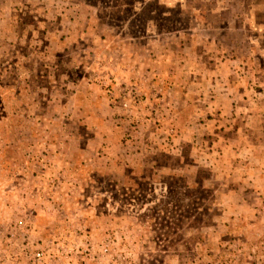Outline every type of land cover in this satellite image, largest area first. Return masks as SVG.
<instances>
[{
    "label": "rangeland",
    "instance_id": "374dc122",
    "mask_svg": "<svg viewBox=\"0 0 264 264\" xmlns=\"http://www.w3.org/2000/svg\"><path fill=\"white\" fill-rule=\"evenodd\" d=\"M0 122V264H264V0H0Z\"/></svg>",
    "mask_w": 264,
    "mask_h": 264
},
{
    "label": "trees",
    "instance_id": "16d2710c",
    "mask_svg": "<svg viewBox=\"0 0 264 264\" xmlns=\"http://www.w3.org/2000/svg\"><path fill=\"white\" fill-rule=\"evenodd\" d=\"M44 31H46V30H44ZM47 32V31H46ZM47 37V36H46ZM59 60H61V59H59ZM53 64V63H52ZM9 65H11V64H9ZM56 70L58 71V73H57V75H56V77H64V81L66 80L67 82H69V81H73V80H75V79H72V80H69V79H65V77L68 75V74H71V71H73V72H75L76 71V69H77V67H75V68H72L71 70L70 69H68V68H65V67H63V64H61V65H59L58 66V61H56ZM75 70V71H74ZM51 101V100H50ZM49 101V102H50ZM0 123H2V124H0V139L2 140V139H7V136L6 135H3L2 134V131H4L6 128H5V122H0ZM24 124H26V123H24ZM31 128H33L32 127V125L30 124L29 126H28V130L30 131L31 130ZM8 130H10L9 128H8ZM9 138V137H8Z\"/></svg>",
    "mask_w": 264,
    "mask_h": 264
},
{
    "label": "crops",
    "instance_id": "0c3cea01",
    "mask_svg": "<svg viewBox=\"0 0 264 264\" xmlns=\"http://www.w3.org/2000/svg\"><path fill=\"white\" fill-rule=\"evenodd\" d=\"M255 11H256V8H255ZM256 15V14H255ZM258 22V21H257ZM256 20L254 21V23L256 24L257 23ZM73 94V93H72ZM74 96V95H73Z\"/></svg>",
    "mask_w": 264,
    "mask_h": 264
}]
</instances>
